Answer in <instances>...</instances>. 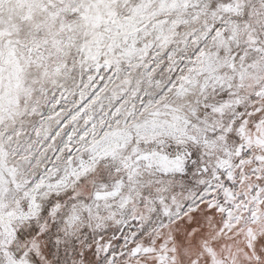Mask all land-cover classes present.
Here are the masks:
<instances>
[{
	"label": "snow or ice",
	"instance_id": "snow-or-ice-1",
	"mask_svg": "<svg viewBox=\"0 0 264 264\" xmlns=\"http://www.w3.org/2000/svg\"><path fill=\"white\" fill-rule=\"evenodd\" d=\"M0 264H264V0H0Z\"/></svg>",
	"mask_w": 264,
	"mask_h": 264
}]
</instances>
